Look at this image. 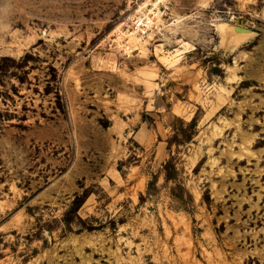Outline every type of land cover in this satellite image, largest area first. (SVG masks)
Returning a JSON list of instances; mask_svg holds the SVG:
<instances>
[{"label":"rangeland","instance_id":"obj_1","mask_svg":"<svg viewBox=\"0 0 264 264\" xmlns=\"http://www.w3.org/2000/svg\"><path fill=\"white\" fill-rule=\"evenodd\" d=\"M155 2L0 0V264H264V0Z\"/></svg>","mask_w":264,"mask_h":264},{"label":"built area","instance_id":"obj_2","mask_svg":"<svg viewBox=\"0 0 264 264\" xmlns=\"http://www.w3.org/2000/svg\"><path fill=\"white\" fill-rule=\"evenodd\" d=\"M132 33L144 38L154 27V19L146 14L135 15L130 18Z\"/></svg>","mask_w":264,"mask_h":264},{"label":"trees","instance_id":"obj_3","mask_svg":"<svg viewBox=\"0 0 264 264\" xmlns=\"http://www.w3.org/2000/svg\"><path fill=\"white\" fill-rule=\"evenodd\" d=\"M196 118H194L190 123H189V126L190 127H193V126H196ZM164 169H165V171H166V179L167 180H177V178H178V174H179V172H178V170H177V167H176V164H175V162H174V160H169L166 164H165V166H164ZM153 184V181L151 182V184L150 185H152ZM174 192V191H173ZM180 200H182V194L181 193H177V195H176Z\"/></svg>","mask_w":264,"mask_h":264},{"label":"bare ground","instance_id":"obj_4","mask_svg":"<svg viewBox=\"0 0 264 264\" xmlns=\"http://www.w3.org/2000/svg\"><path fill=\"white\" fill-rule=\"evenodd\" d=\"M156 1H158V3L159 2H161L162 0H156ZM156 4H158L157 2H155ZM225 26H227V28H225ZM224 28H225V31H227V33L229 32V31H234V32H236L237 34H234L237 38H246L247 36H249V35H252V33L253 32H249V31H247V30H241V29H237L236 27H234V26H232L231 24H223L222 25V30H224ZM233 35V36H234ZM234 36V37H235ZM232 37V36H231ZM132 41L133 40H135L134 38H132L131 39ZM238 40V39H237ZM241 40V39H240Z\"/></svg>","mask_w":264,"mask_h":264},{"label":"water","instance_id":"obj_5","mask_svg":"<svg viewBox=\"0 0 264 264\" xmlns=\"http://www.w3.org/2000/svg\"><path fill=\"white\" fill-rule=\"evenodd\" d=\"M229 24H231V23H229ZM231 25L234 26V27H236L237 29L247 30V31H249V32H253L252 30L247 29V28H244V27L236 26V25H234V24H231ZM253 33H254V32H253ZM253 33H252V34H253Z\"/></svg>","mask_w":264,"mask_h":264}]
</instances>
